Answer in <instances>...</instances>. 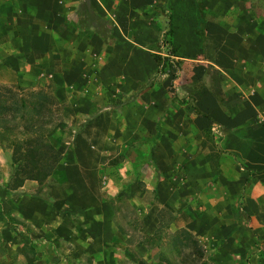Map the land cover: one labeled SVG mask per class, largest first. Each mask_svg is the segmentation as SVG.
I'll list each match as a JSON object with an SVG mask.
<instances>
[{
	"label": "crops",
	"instance_id": "obj_1",
	"mask_svg": "<svg viewBox=\"0 0 264 264\" xmlns=\"http://www.w3.org/2000/svg\"><path fill=\"white\" fill-rule=\"evenodd\" d=\"M163 5L176 75L154 59ZM45 82L75 134L50 184L0 188L5 253L29 264H264V0H0V86ZM117 156L126 162L100 188L102 160ZM137 166L142 185L127 179Z\"/></svg>",
	"mask_w": 264,
	"mask_h": 264
},
{
	"label": "rangeland",
	"instance_id": "obj_2",
	"mask_svg": "<svg viewBox=\"0 0 264 264\" xmlns=\"http://www.w3.org/2000/svg\"><path fill=\"white\" fill-rule=\"evenodd\" d=\"M166 5L157 7L159 10L157 11L156 19L158 22H161L163 26L166 28V32L169 28H172L173 25V18L171 15V12L168 11V7L166 8ZM168 11V12H167ZM165 32V33H166ZM164 41V40H163ZM169 43H172L169 39ZM164 55L161 54V52L156 53L158 55H161L163 57H166L168 53L172 50L171 47H167L166 44H164ZM161 51V50H160ZM174 61L175 58H174ZM174 73L178 74L180 70H174ZM12 89L15 91L14 93L18 96L25 95L26 93H37L42 92L51 99H53L54 103H56L54 109L56 110L55 114L53 115L54 121L56 122V125L50 129V133L46 135V139L52 144L55 150V156L59 158L60 155V145H66L65 142L69 141L75 134V132L72 130L73 128L70 127V125L65 126L66 121L73 120V113L68 112L66 108H68V103L63 102V100L58 95L56 88L47 82L44 83L43 86L40 85V89H35L34 87H26L22 86L20 84L18 85H12V86H0V90L3 92L4 96L10 97L12 94H10L8 91ZM10 118V117H9ZM11 120V118L9 119ZM9 125H18L19 129L15 131H5V129H1L2 133L0 134V188H16L19 183H30V179H27L24 174L22 173L21 169L26 165L27 161L29 160V157H26L23 154V152H17L14 153V150L16 147L20 146L19 143H22L23 141H26L28 139H31L32 134H25L23 133V125L24 123L18 119L16 121L10 122ZM69 127V128H68ZM52 156V155H51ZM116 156V155H115ZM136 160H133L134 163L141 162L140 160H137V155L135 156ZM124 162H126V159L122 156H117L115 158H106L102 160V163L100 165V175L98 178V184L100 188H105L108 183H110L109 178L112 176V170H116V168H119V166H123ZM57 163V162H56ZM53 165V164H52ZM56 165H54L55 167ZM139 169L138 166L134 169V173H138L137 175H133L131 177H128V181H131L132 184H140L142 185L143 182L140 180L142 176L139 175ZM111 174V175H110ZM117 176L115 175V179ZM48 178V177H47ZM112 178V177H111ZM130 179V180H129ZM21 181V182H19ZM44 182V181H43ZM119 186L124 185L125 182L122 181V179L119 181H114ZM127 182V181H126ZM44 183L50 184L51 180H47ZM105 195H108L106 191L103 192ZM119 195V194H116ZM119 200H121L122 196H118ZM124 199V198H123ZM129 214H128V225L126 227L128 228V231L131 233L132 239L137 240L138 237L135 236L133 233L136 228V218L137 214L132 210L129 206L128 208ZM139 240V239H138ZM6 249L3 248L1 242H0V264H29L28 260L25 258V256H14L5 253ZM179 258V257H178ZM76 259V258H72ZM76 264V263H74Z\"/></svg>",
	"mask_w": 264,
	"mask_h": 264
},
{
	"label": "trees",
	"instance_id": "obj_3",
	"mask_svg": "<svg viewBox=\"0 0 264 264\" xmlns=\"http://www.w3.org/2000/svg\"><path fill=\"white\" fill-rule=\"evenodd\" d=\"M172 35V28H169L164 35V44L172 49L168 55L166 57L158 54L154 55V59L161 66L164 73H171L175 69L178 71L181 69L173 58V56H176L177 50L172 43H169ZM8 92L12 94L15 91L10 89ZM15 93L8 97L4 96L0 90V134L2 133L1 129H5L7 132L19 129L18 125H9L10 122L20 119L24 123L22 127L23 133L32 134V137L19 143L20 146L15 148L14 153L18 151L23 152L25 159L29 157V160L25 163L26 165L21 169L24 176L27 179L42 183L52 174L55 168L54 165L60 160V155L59 158L54 155V147L46 139V135L50 133V129L56 125L53 118V115L56 113L54 109L56 103L42 92L26 93L21 96ZM9 117L11 120H9ZM16 186H22V184L19 183ZM183 240H188L191 243L192 246H190L195 254L194 260L200 261L203 258V253L196 240L192 239V237L188 239L186 234ZM168 264L173 263L168 262Z\"/></svg>",
	"mask_w": 264,
	"mask_h": 264
}]
</instances>
